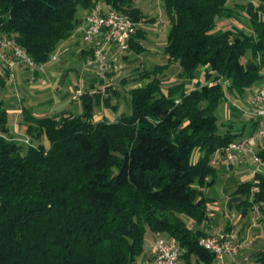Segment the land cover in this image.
I'll return each mask as SVG.
<instances>
[{
	"label": "trees",
	"instance_id": "obj_1",
	"mask_svg": "<svg viewBox=\"0 0 264 264\" xmlns=\"http://www.w3.org/2000/svg\"><path fill=\"white\" fill-rule=\"evenodd\" d=\"M97 1L0 0V32L45 64L78 26V7L91 9ZM106 2L137 23L131 52L145 51L142 23L154 19L136 0ZM163 2L168 61L141 72L148 82L129 90V114L95 120L102 103L116 109L112 98L119 93L112 88L108 96L83 93L80 114L39 117L24 109L27 143L9 134L0 100V264H136L149 232L175 237L184 264H211L216 257L199 244L208 234L183 215L206 219L201 186L215 174L212 156L243 136L220 120L222 81L241 97L262 78L264 0L236 9L228 0ZM240 10L248 18L243 27H218ZM172 64L181 69L179 81L165 91L162 75ZM10 74L0 63V87ZM200 75L205 82L187 91L185 80ZM238 193L243 202L253 197L264 206V174ZM257 261L264 264V251Z\"/></svg>",
	"mask_w": 264,
	"mask_h": 264
},
{
	"label": "crops",
	"instance_id": "obj_2",
	"mask_svg": "<svg viewBox=\"0 0 264 264\" xmlns=\"http://www.w3.org/2000/svg\"><path fill=\"white\" fill-rule=\"evenodd\" d=\"M110 9L111 6L106 0H98L96 5L87 11L100 10L101 12H107ZM78 25L79 26L76 27L72 35L60 43L57 51L47 62L49 66L57 63L60 64L65 71H68L67 76L69 78L71 75L68 91L58 89L56 95H47L43 98L42 95L50 92L53 88L46 83L44 79L45 70L42 69L31 71L17 68L7 77L6 86L0 87L7 91V87L10 83H18V78L23 76L28 85L36 86L35 90L37 94L40 95L38 100L21 98V108L18 110V116L14 119V122L8 120L9 134L15 138H28L26 135V125L23 119L24 109H30L34 115L39 117H60L68 112L80 114L83 111L81 97L73 99L75 91L78 88H81L83 93L89 92L93 94L99 91L102 92L103 96H108V89L112 88L117 90L119 82L126 83L127 89L144 86L148 82L140 73V71L142 72L145 69V65L142 64L140 66V64L137 63L141 56L136 52H129V54L121 59V61L125 60L126 66L120 74L110 71L105 78L97 77L94 70L86 64L90 49L89 45L83 39V21L79 20ZM165 56L168 61V56L166 54ZM166 71L167 69L165 72ZM261 74L262 78L248 90L245 96H237V99H240L239 102H237V106L230 104L227 98L222 100L220 104L218 114L221 122L231 123L233 124L234 130L238 133H243V136H239L236 140L247 138L252 134L251 129L253 125L258 129L262 124L258 116L250 113L247 103L255 90L264 82V70ZM200 79L199 77L186 79L185 84L187 85V91L195 89ZM178 81L179 80L174 81L170 85ZM195 81L196 83H193ZM224 83L227 87L229 86L228 81ZM61 85H63V83H61ZM75 102H80V111L78 113H75L73 110V104H75ZM49 104L53 106L49 108ZM45 105H47V108H45ZM115 105H117L116 109L105 106L108 109V116L104 118L110 121L117 120L115 116L119 111V107L118 104ZM102 106H104L103 103ZM19 115H21V118ZM96 116L97 112L95 120L104 119H99ZM110 117L113 118V120ZM42 142L46 147L50 146V143H47L49 142L48 139L44 138ZM263 151L264 137L248 142L245 150L234 160H227L223 150L215 152L211 161L212 166L215 168V174L210 177L209 181L211 184H219V187L213 190L211 185L208 191H203V197L206 198L207 205L206 219L195 221L183 215V218L190 227L195 230H201L207 234H210L214 230L235 232L237 252L222 258L215 257L211 264H260L257 261V255L261 251H264V206L261 207L259 204L252 202L253 197L250 198L249 203L243 202L245 197L241 193H238V188L242 183L254 181L258 174H264V159L260 156V153ZM199 155L200 152L197 151L194 160H196ZM257 156L262 159L261 163L256 160ZM153 235L154 233L152 232L147 234L145 243L146 251L144 250V253L138 259L141 260L143 264H148L149 259L153 256ZM181 262L184 264L183 261Z\"/></svg>",
	"mask_w": 264,
	"mask_h": 264
},
{
	"label": "built area",
	"instance_id": "obj_3",
	"mask_svg": "<svg viewBox=\"0 0 264 264\" xmlns=\"http://www.w3.org/2000/svg\"><path fill=\"white\" fill-rule=\"evenodd\" d=\"M83 39L89 45L90 54L86 59L87 66L91 67L97 77L105 78L107 73L114 71L123 72L126 62L121 61L131 52L130 41L137 34V23L126 13L116 9L107 12L93 10L83 19ZM0 63L11 71L17 68L35 71L37 62L27 51L17 43L15 38L0 32ZM83 94L81 88L76 89L73 99H78ZM180 99L176 102L178 103ZM250 113L262 121L261 126L247 138L232 141L223 148L227 160H234L245 150L249 140L264 137V82L255 90L248 99ZM29 143V139H25ZM261 163L262 159L257 156ZM234 231L214 230L199 239V244L213 252L217 258L233 255L237 252ZM152 258L148 264H182L181 248L177 239L166 236L160 232L154 233L152 242Z\"/></svg>",
	"mask_w": 264,
	"mask_h": 264
},
{
	"label": "rangeland",
	"instance_id": "obj_4",
	"mask_svg": "<svg viewBox=\"0 0 264 264\" xmlns=\"http://www.w3.org/2000/svg\"><path fill=\"white\" fill-rule=\"evenodd\" d=\"M137 5L143 9V11L148 15V18H153L154 21H146L145 23H142V28L145 31V38L142 39V44L145 47V51H143L140 54V59L137 62L140 64V66L143 64L145 65L144 68L148 67L149 69H152L157 64L164 65L167 61V58L164 53V48L166 46L167 42V35H168V29L170 26L168 14L165 11L164 8V2L163 0H136ZM250 1L254 0H228V4L231 7L236 6L237 4L246 5ZM240 8L237 7V10ZM88 9H85L83 7H78L76 18L77 20H82L85 18V16L90 12L87 11ZM239 17L237 18H224L219 21L218 27L223 29H229L232 27H243L248 18L245 16L244 11L240 10ZM79 26V25H78ZM81 27V25H80ZM47 64V65H46ZM46 64H40L38 65V69L45 70V80L48 85L52 86V90L50 92L45 93L42 95L43 98H45L47 95H56V91L59 90H69L70 87V78L67 76V72L65 71L60 64H55L52 66H49L48 63ZM141 69V68H140ZM181 71L180 67L177 64H172L169 66L167 71L162 75L163 79V88L165 91H167L168 86L173 83L174 81L179 80L178 74ZM141 73V71H140ZM201 76V77H200ZM199 76L200 83L205 82L204 77L202 75ZM18 83H10V85L7 87V91L3 90L4 88H0V100L4 102V105L7 109L8 113V120L11 122H14V119L16 116H18V110L21 108V98H28V99H39L40 95L36 92V86L28 85L24 79L23 76H20ZM208 81V80H207ZM210 82V81H209ZM223 83L226 81H222ZM63 83V85H61ZM193 83H196L193 82ZM226 86V84L224 83ZM194 86V85H193ZM117 92L119 95L112 98V102L114 104H118L119 111L116 113L117 119L124 113L129 114L131 112L130 104H129V90L131 88H126V83L119 82L117 86ZM190 88V87H189ZM226 98L228 102L232 105L237 106V102H239L240 99H237V96L231 94L228 90V87L226 86ZM178 100V98H177ZM176 100V101H177ZM49 108L52 107V104L48 105ZM45 108H47V105H45ZM44 109V108H41ZM73 110L75 113H78L80 111V102H75L73 104ZM112 110V109H110ZM97 116L99 119H102L104 117L108 116V109L105 106H101V108H97L96 110ZM21 118V115H19ZM111 118V117H110ZM113 120V118H111ZM224 119V118H222ZM237 119V118H236ZM225 127H223L224 130ZM27 137H24L25 140ZM252 140H249V142ZM49 143V142H47ZM197 152L194 156L196 157ZM212 185V186H211ZM213 187L212 189L216 190L219 187V184H211L210 181L205 182L204 185L201 186L202 191H208L209 187ZM146 251V250H145ZM137 264H143L141 260H138Z\"/></svg>",
	"mask_w": 264,
	"mask_h": 264
}]
</instances>
